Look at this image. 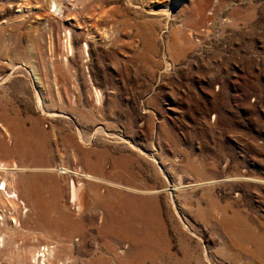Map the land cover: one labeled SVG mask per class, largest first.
<instances>
[{"label": "rangeland", "instance_id": "374dc122", "mask_svg": "<svg viewBox=\"0 0 264 264\" xmlns=\"http://www.w3.org/2000/svg\"><path fill=\"white\" fill-rule=\"evenodd\" d=\"M0 167V264H264V0H0Z\"/></svg>", "mask_w": 264, "mask_h": 264}, {"label": "bare ground", "instance_id": "6f19581e", "mask_svg": "<svg viewBox=\"0 0 264 264\" xmlns=\"http://www.w3.org/2000/svg\"><path fill=\"white\" fill-rule=\"evenodd\" d=\"M56 2V1H55ZM54 1H53V3H52V6H54V7H57V2L55 3ZM68 35V34H67ZM70 41V40H69ZM69 43V42H68ZM67 45V44H66ZM72 47V46H71ZM68 49L69 50H71L70 49V44H68ZM96 97H97V95H96ZM1 168V167H0ZM3 170V169H2ZM82 176H84V177H87V179L89 178V179H91V178H95V177H93L92 175H88V174H83ZM81 189V186L79 185L78 187H75L74 185H73V183H71V197H70V201H71V203L72 204H74L75 205V207H76V209L78 210V211H80L81 209H82V207H83V204H84V202L82 201V199H81V197L78 195V190H80ZM81 193V192H80ZM12 197L13 196H17V194L15 193V192H13L12 193V195H11ZM117 203V202H116ZM105 205V204H104ZM108 205V204H107ZM106 205V206H107ZM110 205V204H109ZM113 206V205H112ZM119 206V205H118ZM117 206V207H118ZM129 207V206H128ZM112 207H110V209H111ZM114 208V207H113ZM116 208V207H115ZM107 209H108V206H107ZM119 209V208H118ZM121 209V208H120ZM122 210V209H121ZM126 210V209H125ZM132 210V209H131ZM131 210H128V211H131ZM114 211V210H113ZM119 211V210H118ZM107 212V211H106ZM106 212H105V210H99V212H98V214H96L95 216H96V221H97V223L98 224H100V227H102L104 224H106L107 223V219H106ZM111 212V211H110ZM116 212V211H115ZM121 212V214H122V211H120ZM112 213H114V212H112ZM121 214H119V215H121ZM111 215V214H110ZM134 211L133 212H129V213H124V217H123V219L121 218L120 219V217L119 218H117L116 220L114 219V221L112 222L113 223V227H112V229L110 228V229H108V231L105 229V231L106 232H108V235L109 236H111V237H113V239L114 238H129V237H132V232H133V220H134ZM111 217V216H110ZM136 217V216H135ZM115 218V217H114ZM109 219V218H108ZM113 219V218H112ZM110 220H111V218H110ZM106 222V223H105ZM110 222V221H109ZM111 223V222H110ZM111 224H109V226H110ZM99 227V228H100ZM106 228V227H105ZM100 230V229H99ZM101 230H102V228H101ZM104 231V232H105ZM103 232V231H102ZM103 232V233H104ZM98 233V232H97ZM96 233V234H97ZM101 234V233H100ZM99 235V234H98ZM98 237H100V236H98ZM102 238V237H101ZM115 240V239H114ZM121 240V239H120ZM116 241V240H115ZM46 251H48V248H44ZM123 250H121V252H122ZM53 254V249H51L50 251H48V253H47V255H48V257L50 256V255H52ZM45 256H46V254L45 253H43L42 254V258L39 260V264H66V261H60L59 259H55V260H52V261H49V259L48 258H46L45 259ZM71 264H76V262L75 261H72L71 262Z\"/></svg>", "mask_w": 264, "mask_h": 264}]
</instances>
